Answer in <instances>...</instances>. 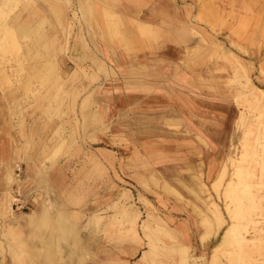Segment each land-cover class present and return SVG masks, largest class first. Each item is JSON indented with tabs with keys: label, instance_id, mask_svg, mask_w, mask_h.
Masks as SVG:
<instances>
[{
	"label": "crops",
	"instance_id": "0c3cea01",
	"mask_svg": "<svg viewBox=\"0 0 264 264\" xmlns=\"http://www.w3.org/2000/svg\"><path fill=\"white\" fill-rule=\"evenodd\" d=\"M220 8L205 0L195 13L184 0H23L6 19L22 49L13 62L18 70L10 71L7 58H0L6 69L0 79L1 226L39 215L48 202L56 205L57 193L70 197L69 208H86L85 194L94 191L88 178L96 175L100 192L114 183L121 196L106 203L117 212L100 217L106 231L98 260L90 249L84 264H187L195 241L199 250L213 249L220 229L202 240L205 229L193 232L186 215H159L152 196L141 204L134 182L175 178L188 196L194 191L190 179L207 177L213 184L219 176L235 142L239 107L216 104L215 93L202 88L199 66L192 70L184 61L201 37L210 44L215 32L229 34L220 27ZM108 9L118 13L117 33ZM139 23L148 25L145 34ZM73 63V74L56 72L57 65ZM62 80L68 141L56 157L60 120L50 103ZM87 220L92 225L94 219ZM0 256V264H7Z\"/></svg>",
	"mask_w": 264,
	"mask_h": 264
},
{
	"label": "rangeland",
	"instance_id": "374dc122",
	"mask_svg": "<svg viewBox=\"0 0 264 264\" xmlns=\"http://www.w3.org/2000/svg\"><path fill=\"white\" fill-rule=\"evenodd\" d=\"M184 1H188L192 5L195 13L196 6L198 7L204 0ZM205 1L215 2L221 6L220 27L229 31V34L215 32V28L219 26L218 21V25L216 27L211 26L210 29H214L217 36L215 42H221L230 53L225 56V59L221 55L222 53L219 54V52L213 51L214 49H209L204 43L202 45L201 42L195 48L188 50L190 53L186 55L187 62L184 61V64L192 70L199 66V70L203 72L200 73L205 80L201 82L202 79H198V84L200 85L201 82L204 91L215 93L213 98L216 104L220 103L222 108L225 106L239 107L235 142L230 145L226 160H222V168L213 184L210 178L207 177L190 179L189 181H191L190 184L194 191L189 192L187 196L182 190V184L175 178L170 181L162 176H153L141 179L135 178L134 184L137 187L135 190H141L140 195H143L141 204L145 203L146 199L144 196L155 198V202H151L157 205L156 212L159 215L165 217L167 213L173 212L178 216V218L174 216L176 220H179L182 215H186L187 219L191 221L190 228L193 232L197 234V231L205 229L206 232L202 235V240L208 239H204L207 234V225L204 219L206 215L212 216L209 209L210 203L211 201H216L220 205L225 218V224L220 228V232L215 242H213L216 245L222 239L225 229L235 221L227 210L228 205L236 211L241 207L238 201L235 200L236 196L231 201L224 193L225 186L233 177L239 186V192L237 191L236 195L243 198L245 205V209L241 208L248 215V220L244 224V227L247 228V238L251 242L254 241L256 243L254 246L257 247V249L255 247L251 248L253 252H251L252 258H249L250 262L241 260L240 264H264V203L263 201L261 203L256 202L260 193L264 195V164L261 163V158L264 156V148L253 124L257 110L248 102L249 89L245 86V76L249 75L254 84L264 89V0ZM22 2L23 0H9L7 4H0V23L2 21L5 22L7 16ZM109 10H106L108 11L106 13H109V16L108 14L107 16L111 18H108L109 26H111L112 23H116L115 21L118 22V16L113 18L116 13L113 10L109 12ZM196 17L194 16V21L200 22ZM206 24L210 26L209 23ZM113 25L111 26L112 28H117L119 23L118 25L116 24L117 26L114 25L113 27ZM4 31L0 28V39L4 36ZM210 45L213 46V43H210ZM9 46L8 43L3 46L0 45V58L1 60L7 58L8 68L14 72L18 70V67L13 64V62L18 60L15 55H19L22 50L17 54H13L8 50ZM3 67L4 64H0V79L3 76L5 77L6 69ZM76 69H78V64L76 65L75 63L56 66V72L60 73L59 71H61L62 73L65 71L68 73L66 76L73 74ZM68 78V82H74L71 76ZM61 85L57 87L56 96L50 103L53 105L54 102L56 105V120H60V126L56 130V140L60 142L56 148V157L63 152L68 141V129L63 124V119L67 116L64 108L68 96L66 95L63 80ZM193 89L197 90V87L194 86ZM218 92H221V95H216ZM33 98L36 99V97ZM243 153L245 156H243ZM232 158L235 160L240 158V162H237V166L240 165L242 171L240 179L232 176L236 170L232 164ZM87 163L91 164L95 170L94 172H100L101 168L98 162L90 160ZM224 167H226V171L222 175ZM188 173H192V171ZM221 177L222 182L219 192H217L214 184L219 182ZM62 179L65 182L69 181L67 177H60L59 181ZM11 180H13L12 177ZM109 180L113 182L111 177H109ZM88 183L94 191L85 194L87 195L86 208H69L67 201H69L70 197L67 194L57 193L56 205L48 202L45 210L39 215L28 216L23 222H21L20 218H14L7 227H2L0 224V251L2 258L7 259V264H84L85 254L90 249L94 254L92 259L98 260L95 254L99 250L96 248L103 244L102 237L105 236L103 232L106 231V226H101L100 217L113 215L117 212L115 207L106 209V203L109 202L111 204L114 200L119 199L121 192L116 190V187L113 188L115 186L114 183H111L112 185H110L108 192H100L101 179L96 175L89 177ZM139 185L140 187H138ZM202 187L204 191L201 190ZM123 199L125 200L126 198ZM10 200H12L11 196ZM83 203L76 204L81 206ZM87 219H94L92 225H85L88 221ZM211 221L214 225V218H211ZM110 243L114 246L119 244L115 241ZM211 247L205 246V248H202L201 246V250H199L197 241H195L189 248L187 264H230L227 252L220 255L218 251Z\"/></svg>",
	"mask_w": 264,
	"mask_h": 264
},
{
	"label": "bare ground",
	"instance_id": "6f19581e",
	"mask_svg": "<svg viewBox=\"0 0 264 264\" xmlns=\"http://www.w3.org/2000/svg\"><path fill=\"white\" fill-rule=\"evenodd\" d=\"M8 1L9 0H0V4H2V5L3 4H7ZM106 12H108V11H106ZM109 12H110V10H109ZM107 14L109 16V13H106V15ZM112 14H115V13H112ZM117 14H115L114 17L112 15L111 16L113 18H116V16H118ZM108 18H110V17H108ZM113 20H112V22H114ZM119 21L118 22L115 21L116 23H112V22L111 23H112V25L113 24L114 25H116V24L118 25V23H120ZM108 23H109V21H108ZM0 25H1L0 28L5 30L4 31L5 32L4 36H2L1 39H0V45L3 46L4 44L6 45L8 43L10 45L8 47V50L10 52H12L13 54L14 53H16V54L19 53L22 49H21V45H20V43H19V41H18V39L16 37V33H15L14 28L11 25H9L8 23H6V21L5 22L2 21V23H0ZM114 25H113V27H114ZM117 28H118V26H117ZM147 28H148V25H146V24L139 23V25H138V29H139L140 33H142V34H145L147 32ZM114 29H116V28H114ZM126 30H128V29H126ZM114 32H115V30H114ZM118 32H120V29H119ZM115 33H117V32H115ZM124 33L125 32H123V34ZM195 35H197V34H195ZM125 36L126 35H124L123 37H125ZM127 39L128 38H126V40ZM126 40H124V41H126ZM201 42H202V45L204 43L205 46L208 47L209 49H212V50L214 49L213 51H215V52L217 51V52H219V54L222 53L221 55L223 56V58H225V56L230 53L228 51V49L219 41L214 42L213 46H211L209 44V42H211V40H209L208 37H206V36L201 37ZM233 43H235V42H233ZM196 44H199V43H196ZM7 53H9V52L7 51ZM188 53H190V52H187V54ZM10 56H11V54H10ZM245 86L249 89V99H247V100L257 110V114H256L255 121H254L253 124H254L255 130L257 131L258 138L262 141L261 145L264 148V89L259 87V86H257L256 84H254L253 80L250 78L249 75L245 76ZM243 156H245L244 153H243ZM261 159H262L261 163L264 164V156H262ZM231 160H232L233 166L236 168V170L234 171L232 176H234L237 179H240L242 177V171L240 169L241 166L240 165L237 166V162H240V158L237 159V160L232 158ZM262 169H263V167H262ZM225 171H226V167H224V171H223L222 175L225 174ZM221 182H222V177L219 179V182H216L214 184L215 190L217 192H219V188H220ZM166 184H168V183H166ZM225 187H226L225 188V192H224L225 196L227 198H229L231 201L236 196L235 200L238 201L239 205L245 209V205L243 203V198L241 196L236 195L237 191L239 192V190H238L239 186H238V183L236 182V180H234V178L232 177L228 181L227 186H225ZM261 201H263V203H264V195H261V193H260V195L257 196L256 202H260L261 203ZM236 205L238 206V204H236ZM241 207H239L238 210L236 211L235 209H232L228 205L227 210H228L229 214H231V217L233 219H235V221L233 222V224L229 225L225 229L224 234L222 236V239L220 240V242L217 245L214 246V250L218 251L220 255H223L224 252L228 253L227 255L229 257L230 264H240L241 260H245V261H249L250 262L249 258H252V253L251 252H253L252 249H253V247H255L254 245L256 244L254 241L251 242L250 239L247 238V235H246V232H247L246 229L247 228L244 227V224H245V221L248 220V215L245 213L244 209L241 208ZM209 209L211 211L212 216L211 215L210 216L206 215V217L204 219L205 222H206V225H207V234H206V237L204 239H207V238L209 239L210 235H212L214 233L213 231L219 230L225 224V218L223 217L222 210L220 208V205L216 201H211ZM211 218H214V220H215V222H214L215 224L214 225H213V223L211 221ZM251 244H253V245L251 246ZM227 246H230V247H227ZM255 248L257 249V247H255Z\"/></svg>",
	"mask_w": 264,
	"mask_h": 264
}]
</instances>
